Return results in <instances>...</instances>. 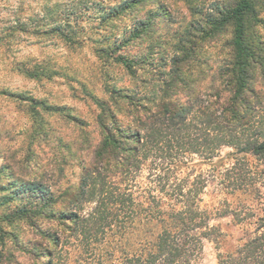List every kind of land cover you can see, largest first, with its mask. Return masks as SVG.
<instances>
[{
	"label": "trees",
	"instance_id": "trees-1",
	"mask_svg": "<svg viewBox=\"0 0 264 264\" xmlns=\"http://www.w3.org/2000/svg\"><path fill=\"white\" fill-rule=\"evenodd\" d=\"M139 1L109 7L97 0H0V12H16L0 28V46L13 48L22 37L80 41L69 31L74 13L80 18L94 8L105 31ZM252 2L236 0L224 11L216 5L205 20L211 28L198 23L202 39L232 28L226 59L210 64L198 54L197 95L182 101L169 92L190 66L182 58L191 41L186 37L176 42L168 70L159 69L158 96L134 98L113 88L110 101H127L132 125L97 102L99 138L79 143L88 161L79 186L62 193L69 206L54 208V194L43 183L12 191L26 201L0 211V256L6 237L21 248L16 224L23 222L32 234L23 246L35 264H196L208 243L216 264H264V44L248 33ZM150 22L135 21L129 32L139 36ZM114 58L135 71L136 61ZM30 64L18 70L31 78L55 73Z\"/></svg>",
	"mask_w": 264,
	"mask_h": 264
},
{
	"label": "rangeland",
	"instance_id": "rangeland-1",
	"mask_svg": "<svg viewBox=\"0 0 264 264\" xmlns=\"http://www.w3.org/2000/svg\"><path fill=\"white\" fill-rule=\"evenodd\" d=\"M97 1L111 7L125 0ZM235 1L140 0L120 11L110 20L108 27L112 28L106 27L105 31L101 30L105 22V26L98 25L99 20L95 18L98 13L93 8L80 18L74 13L73 19L77 17V20L70 23V35L80 37V41L66 43L59 36H45L42 41L22 37L13 48L0 46V211L24 203L26 199L16 197L12 191L19 194L25 182L30 181L51 189L56 199L54 208L69 206L68 196L62 193L79 186L82 166L88 161L87 150L79 143L86 137L92 141L99 138L97 102H107L121 124L132 125V110L127 101H110L113 88L120 89V93L134 94V98L158 96L162 78L159 69L168 70L166 64H170L177 52L178 39L191 38L187 42L188 52L182 55L190 66L182 69L185 81L176 83L169 92L172 98L182 101L187 94L197 95L198 54L210 64L226 59L232 28L225 25L202 39L198 23L211 28L205 21L208 12H213L216 5L224 11ZM252 1V10L245 16L248 33L251 39L264 44V0ZM12 13L16 12H0V28L9 26L4 21ZM139 20L151 21V25L145 33L133 36L129 30ZM115 56L136 61L135 71L130 73ZM23 62L40 63L55 73L49 77H28L18 70ZM31 98L56 109L49 110ZM227 221L224 218L219 222ZM16 229L26 246L32 238L29 227L20 222ZM22 246L16 247L6 237L0 264H35L33 256ZM196 264H216L212 244H206Z\"/></svg>",
	"mask_w": 264,
	"mask_h": 264
}]
</instances>
